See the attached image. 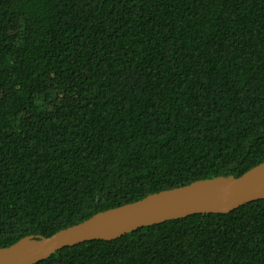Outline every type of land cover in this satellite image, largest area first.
<instances>
[{"label": "trees", "instance_id": "1", "mask_svg": "<svg viewBox=\"0 0 264 264\" xmlns=\"http://www.w3.org/2000/svg\"><path fill=\"white\" fill-rule=\"evenodd\" d=\"M264 162V0H0V247ZM33 264H264V198Z\"/></svg>", "mask_w": 264, "mask_h": 264}, {"label": "water", "instance_id": "2", "mask_svg": "<svg viewBox=\"0 0 264 264\" xmlns=\"http://www.w3.org/2000/svg\"><path fill=\"white\" fill-rule=\"evenodd\" d=\"M264 198V162L239 176L219 175L147 194L101 210L50 236L26 235L0 247V264H33L65 246L91 239H115L144 225L194 213L230 212Z\"/></svg>", "mask_w": 264, "mask_h": 264}]
</instances>
